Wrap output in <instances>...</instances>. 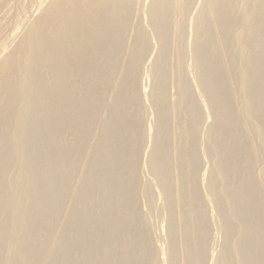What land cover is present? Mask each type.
I'll use <instances>...</instances> for the list:
<instances>
[{
    "label": "bare ground",
    "instance_id": "1",
    "mask_svg": "<svg viewBox=\"0 0 264 264\" xmlns=\"http://www.w3.org/2000/svg\"><path fill=\"white\" fill-rule=\"evenodd\" d=\"M0 264H264V0H0Z\"/></svg>",
    "mask_w": 264,
    "mask_h": 264
}]
</instances>
